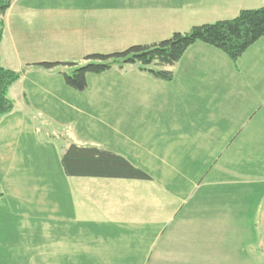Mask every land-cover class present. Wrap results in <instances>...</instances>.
<instances>
[{
	"label": "crops",
	"instance_id": "0c3cea01",
	"mask_svg": "<svg viewBox=\"0 0 264 264\" xmlns=\"http://www.w3.org/2000/svg\"><path fill=\"white\" fill-rule=\"evenodd\" d=\"M263 3L12 0L3 17L0 63L21 73L15 82L21 105L0 121V173L8 179L9 173L23 172L29 155L21 150L23 142L39 144L38 126L26 107L45 117L61 108L68 118L81 115L82 134L75 133L70 143L111 151L151 179L105 181L110 178L64 174V180L58 174L59 180L32 182L57 190L55 195L62 193L66 204L57 197L37 199L33 228L0 232V264L12 258L25 264H203V258L209 264H245L243 248L232 254L226 247L249 241L255 219L264 246V37L236 63L197 42L170 68V81L135 67H113L93 74L98 78L87 75L86 88L76 91L64 82L63 73L68 72L57 68L72 70L66 63L155 43ZM44 62L58 65H38ZM85 91L91 94L81 100ZM108 114L113 116H101ZM96 124L112 127L114 137L83 136ZM27 185L0 178V186L8 190ZM7 201L29 203L16 195ZM168 203L173 205L166 211ZM236 217L246 225L235 223ZM210 221L211 233L203 223ZM156 226L162 227L156 231ZM227 231L235 237L222 250L214 241L205 248L208 255L188 253L193 248L203 252L207 234L219 237ZM190 236L198 239L192 242Z\"/></svg>",
	"mask_w": 264,
	"mask_h": 264
},
{
	"label": "trees",
	"instance_id": "16d2710c",
	"mask_svg": "<svg viewBox=\"0 0 264 264\" xmlns=\"http://www.w3.org/2000/svg\"><path fill=\"white\" fill-rule=\"evenodd\" d=\"M12 0H0V43L2 41L3 17ZM264 37V3L262 6L240 11L232 19L201 24L186 32H174L167 39L110 54H90L83 64L66 63L73 67L63 73L67 86L83 91L89 74H102L113 67H135L149 75L170 81V68L182 57L191 45L200 42L224 53L233 63L256 41ZM52 68L58 63L38 64ZM20 72L4 68L0 63V119L12 110L7 94L9 88L20 78ZM63 172L68 177H91L110 179L150 180V176L133 166L127 159L97 146H80L70 143L60 157Z\"/></svg>",
	"mask_w": 264,
	"mask_h": 264
},
{
	"label": "rangeland",
	"instance_id": "374dc122",
	"mask_svg": "<svg viewBox=\"0 0 264 264\" xmlns=\"http://www.w3.org/2000/svg\"><path fill=\"white\" fill-rule=\"evenodd\" d=\"M80 65L83 64L82 60H78L77 62ZM60 68L61 70L70 73L71 69L66 71L68 67H57ZM134 68V67H132ZM53 69V68H52ZM55 70V68H54ZM90 79L98 78L93 74H89L88 76ZM109 77V76H108ZM106 82H109V80ZM17 83L12 85L10 88V91L7 94L8 99L12 103V110L16 111L18 107L21 105V99H20V94L19 90L17 88ZM14 88V89H12ZM76 92V91H75ZM89 91H85L84 94L81 97L82 98H87L90 96ZM112 107V105H111ZM26 110L29 112L30 116H32L33 121L35 122V125L37 124L38 126V134H37V139H38V145L35 144L33 145V142L31 140L26 141L25 143L23 142L24 148H21V150L26 149L25 153L29 152V155L25 156L26 164L25 167L22 168L23 172H12L7 174L8 179L4 177V173H0V178L3 179V182H22V183H27L29 185L26 186V188H21L19 190H8L7 188H3L0 186V198H4V200L0 201V232L4 231H15V230H21V229H29L33 228L35 219L38 215V208L36 205L37 199H44L49 202L50 198L47 197H57L65 202V197L62 195H55L53 193L57 192V190L49 188V190L42 189L36 186H31L30 184L32 182L40 183V182H51L54 180H59L57 178V175L61 174L62 178L64 180H67V178L63 171L62 167L60 165V157L62 155V149L63 147L66 146L67 143H70L75 139V133H80L82 134V125L78 124L79 120H81V115L79 114H68L70 118H68L64 114L63 110L61 108L59 109H54L50 110L51 113H53L52 116H44L42 113L35 109H31L30 107H26ZM110 113L113 112V108L109 109ZM95 110L92 111L93 114H95ZM98 113V112H97ZM102 117L109 118V116H113L111 114L108 115H101ZM178 116V112L176 110L175 115ZM76 118V120H75ZM2 119V118H1ZM0 119V121H1ZM32 121V122H33ZM71 121V123H69ZM69 124H68V123ZM105 135L107 138H113L114 137V132L112 127L110 126H102V125H90V130L89 132H86L85 137L87 138H99ZM82 136V138H83ZM78 142V141H77ZM5 179V180H4ZM211 179V177H210ZM105 181H109L111 179H103ZM10 193H9V192ZM16 195L17 197H21L24 199H29L28 204H16L13 203L12 201H7L8 198H11V196ZM66 204V202H65ZM172 203H168L165 206V210L169 211L171 208ZM47 207V206H46ZM53 207V206H51ZM66 207V206H65ZM62 208V207H61ZM147 216L150 218L153 214L150 211V209H147ZM25 212L26 215L20 214V212ZM185 211V210H184ZM40 212V211H39ZM239 217H236V222L237 224H243L246 225L247 221H239ZM256 219L254 220V224H252V229H251V234L249 237V241H243L241 246H230L226 247V244L231 241L232 238L235 237V235L232 234V231H227L224 234L220 235L219 237H214V233L212 234H207L206 237L202 238V251L194 252V248L192 250H188V253L193 256H198V255H208L209 253H205V248L210 246V243L214 244V241L216 244H219L221 246V250L226 247V250L228 252H231L232 254H239V248H243V252L245 253L246 259L244 260L245 264H264V253L262 255L261 259L257 258V253L260 250L264 249L263 243L261 242L262 239L260 236H258V232L256 231L257 229V224H256ZM155 221H152V224H155ZM207 224L208 232L211 233L210 227L211 224L214 223V221H210ZM253 223V221H252ZM162 225V224H158ZM239 225H236L238 228ZM162 226H156L153 227L156 231H158ZM244 228V227H243ZM212 232H214V228ZM241 230V229H240ZM246 229L244 228L241 230L244 232ZM226 234H229V236L226 237ZM190 241L194 242L198 239V237H188ZM189 244V241H188ZM214 249V245L212 246ZM250 252V253H248ZM255 252V253H254ZM214 254V253H213ZM12 262L9 264H25L24 261H20V263L15 259H11ZM215 261V260H214ZM203 264H209L207 259L203 258ZM214 264H218V262H214ZM219 264H242L241 262L238 263H219Z\"/></svg>",
	"mask_w": 264,
	"mask_h": 264
}]
</instances>
